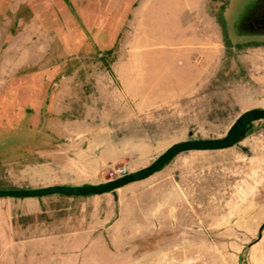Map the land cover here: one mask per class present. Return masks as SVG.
Segmentation results:
<instances>
[{"label":"rangeland","instance_id":"1","mask_svg":"<svg viewBox=\"0 0 264 264\" xmlns=\"http://www.w3.org/2000/svg\"><path fill=\"white\" fill-rule=\"evenodd\" d=\"M135 1L0 0V188L106 181L174 142L222 137L242 111L264 107V73L246 56L264 47V30L239 28L246 14L232 7L206 30L198 76L186 44L133 18ZM197 156L200 186L188 210L175 200L172 226L139 229L126 213L108 253L72 247L55 263L264 264V119L230 147L173 158L181 168Z\"/></svg>","mask_w":264,"mask_h":264},{"label":"crops","instance_id":"2","mask_svg":"<svg viewBox=\"0 0 264 264\" xmlns=\"http://www.w3.org/2000/svg\"><path fill=\"white\" fill-rule=\"evenodd\" d=\"M255 1L136 0L132 13L135 20L142 13V19L148 18L152 28L166 30V36L172 39L173 44H186L188 48L183 51L194 54L188 68L194 71L192 75L201 76L206 74V30L221 29L227 21V10L236 6L238 14H246ZM147 6L150 11L146 17L143 14ZM263 48L254 47L246 55L252 74H255L254 71L264 73ZM215 51V48L208 49L209 54ZM195 57L199 60L198 64L194 63ZM199 157L185 159L181 168L172 158L164 168L148 176L153 178L147 183L140 184L148 177L111 192L0 197V260L5 264H56L58 253L72 247H90L86 257L90 253L92 257L99 252L108 253L110 244L121 243L118 232L123 229L120 223L126 213L131 221L140 222L137 224L139 229L142 221L150 220H165L172 226L175 200H181L178 203L183 206L182 209L188 210V200H194L193 190L200 186L203 162ZM142 200L149 201L143 203Z\"/></svg>","mask_w":264,"mask_h":264},{"label":"water","instance_id":"3","mask_svg":"<svg viewBox=\"0 0 264 264\" xmlns=\"http://www.w3.org/2000/svg\"><path fill=\"white\" fill-rule=\"evenodd\" d=\"M264 119V107L242 111L222 137L190 138L172 143L151 163L106 181L81 184H50L39 187L0 188V197H38L48 194L91 195L111 192L127 183L146 178L162 169L174 156L187 150H215L236 144L256 120Z\"/></svg>","mask_w":264,"mask_h":264},{"label":"flooded vegetation","instance_id":"4","mask_svg":"<svg viewBox=\"0 0 264 264\" xmlns=\"http://www.w3.org/2000/svg\"><path fill=\"white\" fill-rule=\"evenodd\" d=\"M241 20L239 28L250 30V33L254 29L260 30V33L263 32L261 30H264V0H256Z\"/></svg>","mask_w":264,"mask_h":264},{"label":"built area","instance_id":"5","mask_svg":"<svg viewBox=\"0 0 264 264\" xmlns=\"http://www.w3.org/2000/svg\"><path fill=\"white\" fill-rule=\"evenodd\" d=\"M122 174H125V172L123 171ZM122 174H121V175H122Z\"/></svg>","mask_w":264,"mask_h":264}]
</instances>
